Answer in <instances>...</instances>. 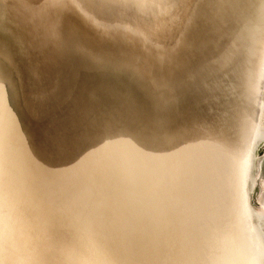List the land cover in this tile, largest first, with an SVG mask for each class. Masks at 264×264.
Segmentation results:
<instances>
[{"label": "water", "instance_id": "obj_1", "mask_svg": "<svg viewBox=\"0 0 264 264\" xmlns=\"http://www.w3.org/2000/svg\"><path fill=\"white\" fill-rule=\"evenodd\" d=\"M264 0H0V264H264Z\"/></svg>", "mask_w": 264, "mask_h": 264}, {"label": "rangeland", "instance_id": "obj_2", "mask_svg": "<svg viewBox=\"0 0 264 264\" xmlns=\"http://www.w3.org/2000/svg\"><path fill=\"white\" fill-rule=\"evenodd\" d=\"M257 170L260 171V179L264 181V145L261 146L257 153ZM255 193L258 194V190L255 189ZM255 205V203L253 202Z\"/></svg>", "mask_w": 264, "mask_h": 264}, {"label": "flooded vegetation", "instance_id": "obj_3", "mask_svg": "<svg viewBox=\"0 0 264 264\" xmlns=\"http://www.w3.org/2000/svg\"><path fill=\"white\" fill-rule=\"evenodd\" d=\"M257 175H258V180H257V187H256V189L258 190V194L255 195L254 200H255V206L259 207L263 211V205H262L261 202H259V198L261 196V189H260L259 185H261V181H262L260 179V171L257 172ZM262 182H264V181H262Z\"/></svg>", "mask_w": 264, "mask_h": 264}, {"label": "bare ground", "instance_id": "obj_4", "mask_svg": "<svg viewBox=\"0 0 264 264\" xmlns=\"http://www.w3.org/2000/svg\"><path fill=\"white\" fill-rule=\"evenodd\" d=\"M257 180H258V175H257ZM259 187L261 189V196L259 198V202H261L263 205V211L259 207L257 206L256 207L258 208V210L260 211V215L262 216L261 221H264V182L261 181V185H259Z\"/></svg>", "mask_w": 264, "mask_h": 264}]
</instances>
